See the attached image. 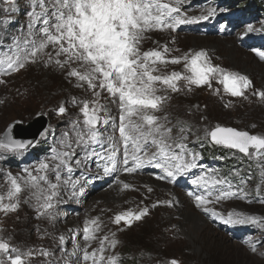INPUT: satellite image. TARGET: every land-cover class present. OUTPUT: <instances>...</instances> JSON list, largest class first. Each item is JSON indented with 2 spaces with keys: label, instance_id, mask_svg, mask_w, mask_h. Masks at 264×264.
<instances>
[{
  "label": "snow or ice",
  "instance_id": "6c2138e0",
  "mask_svg": "<svg viewBox=\"0 0 264 264\" xmlns=\"http://www.w3.org/2000/svg\"><path fill=\"white\" fill-rule=\"evenodd\" d=\"M185 3L187 0H29L25 29L9 36L6 26L13 22L11 16L16 11L17 0H0V15L6 17L0 22L4 26L0 27V76L19 72L28 64L55 65L68 78H74L77 87L86 85L93 97L80 102L83 119L72 122L49 156L22 169L20 174H3L7 187L0 193V213L15 212L22 193L26 192L23 202L32 204L37 217L54 222L57 207L68 190L71 197L83 192V183L73 178L74 171L94 157L103 162L97 167L106 176L121 170L132 174L151 166L162 173L155 178L167 183H175L198 167L199 154L185 142L190 126L174 125L167 115H157L164 111L169 94L190 92L194 87H207L219 94V89H213L215 81L228 96L244 99L253 85L247 76L213 64L204 50L176 56L171 53L179 49H172L168 44L142 50L147 33H175L183 25L198 24L216 15L217 10L210 7L198 16H190L183 7ZM254 31H264V28L247 25L241 39ZM252 51L264 61V50ZM181 64L183 71L162 72L160 68ZM104 93L107 97L102 103ZM253 95L264 101V91ZM112 104L117 106L118 122L111 116ZM64 113L65 107L60 106L57 114ZM110 121L111 134L106 127ZM205 136L215 145L237 150L260 162V178L264 181V136L220 126L205 129ZM33 146V141L14 138L11 126L0 136V156L21 155ZM191 183L202 189L194 195L195 207L214 220L264 231V219L255 215L229 212L225 216L209 207L223 200L244 199L247 195L244 188L233 190L230 181L208 172L198 175ZM129 187L127 183L123 185V189ZM147 191L151 193L153 189L149 187ZM256 191L260 195V184ZM260 202L264 203V198ZM157 205L173 207L174 201H157L153 207ZM146 215L147 208L126 210L116 214L112 223L130 227L133 221H140ZM103 227L99 217L85 219L83 247L77 240L81 230L70 229L73 243L70 252L64 251L66 238L61 235L59 244L64 264H119V256L111 252L118 244L116 234L98 235ZM93 242H98V247L92 248ZM256 243H249L253 252L257 250ZM40 254L51 255L47 250H41ZM33 256V250L21 251L0 238V264L5 261L28 264ZM170 264L178 262L173 259Z\"/></svg>",
  "mask_w": 264,
  "mask_h": 264
},
{
  "label": "rangeland",
  "instance_id": "374dc122",
  "mask_svg": "<svg viewBox=\"0 0 264 264\" xmlns=\"http://www.w3.org/2000/svg\"><path fill=\"white\" fill-rule=\"evenodd\" d=\"M183 7L190 16H198L210 7L217 11L213 18L183 25L175 33H147L142 50L156 48L158 44L179 49L171 53L173 56L204 50L213 64L247 76L253 87L244 99L228 96L222 85L215 81L213 89H219V94L207 87L169 94L164 111L157 115H167L174 125L190 126L185 142L200 156L198 167L175 183L157 180L155 177L162 173L151 166L132 174L121 170L106 176L102 168L97 167L103 162L94 157L85 160L74 171L73 178L83 183V192L71 197L68 190L57 207L54 222L38 218L32 204L23 202L27 193H22L15 212L0 213V238L21 251L33 250L34 256L28 264H64L59 237L65 236L64 251L70 252L73 243L69 230L80 229L77 240L83 247V223L85 219L95 217H99L104 226L98 235L115 232L118 244L111 252L119 256V264H170L173 259L178 264H264V231L254 226L225 225L214 220L195 207L194 195L200 194L202 189L191 183L205 172L223 177L231 182L233 190L242 187L247 195L244 199L223 200L209 207L225 216L229 212H238L264 219V203L260 202L264 198L260 162L236 150L215 145L205 136V129L216 126L264 136V101L253 95L256 91H264V61L252 51L264 50V31L248 33L241 39L247 25L264 28V0H187ZM28 10L29 0H17L16 11L11 16L13 22L6 26L9 36L25 29ZM5 18L0 15V22ZM221 25H224L223 29ZM0 27L4 26L0 24ZM160 68L162 72L183 71L182 64ZM0 80L5 81L0 83V136L13 123L25 125L39 115L48 121L46 129L27 152L0 156V185H3L0 193H3L7 187L3 174H20L22 169L49 156L62 134L70 130L72 122L83 119L80 102L93 97L86 85L77 87L75 79L68 78L55 65L28 64L19 72L0 76ZM106 97L107 93H104L102 103L106 102ZM60 106L65 107L63 115L57 114ZM110 108L111 116L118 122L117 106L112 104ZM106 127L111 134V121ZM173 135H176L175 130ZM79 155L82 157L83 153ZM125 183L130 185L128 189H123ZM257 184L261 186L260 195H257ZM149 187L153 189L151 193L147 191ZM167 200H173L174 206L153 207L157 201ZM144 208L148 209V215L133 221L130 227L112 223L116 214ZM196 217L202 220L200 229L188 224L181 230L182 225ZM250 242H257L256 252L251 251ZM96 247L98 242H93L92 248ZM41 250H47L51 255L44 257Z\"/></svg>",
  "mask_w": 264,
  "mask_h": 264
},
{
  "label": "water",
  "instance_id": "95a60500",
  "mask_svg": "<svg viewBox=\"0 0 264 264\" xmlns=\"http://www.w3.org/2000/svg\"><path fill=\"white\" fill-rule=\"evenodd\" d=\"M47 123H48V121H47L46 117L43 115H39V116H36L30 123H27L25 125H23L21 123L11 124L10 125L11 126V134L14 136V138L20 139L22 141H33L35 144L37 142L39 136L46 129ZM210 142H211V140H210ZM237 152H239V151H237ZM240 154H243V153H240Z\"/></svg>",
  "mask_w": 264,
  "mask_h": 264
},
{
  "label": "bare ground",
  "instance_id": "6f19581e",
  "mask_svg": "<svg viewBox=\"0 0 264 264\" xmlns=\"http://www.w3.org/2000/svg\"><path fill=\"white\" fill-rule=\"evenodd\" d=\"M201 222H202V220L199 217H196L195 219H190L188 222H186L184 225L181 226L182 227L181 230H183L185 226H188V224H190L194 229L198 230V229H200L198 226Z\"/></svg>",
  "mask_w": 264,
  "mask_h": 264
},
{
  "label": "trees",
  "instance_id": "16d2710c",
  "mask_svg": "<svg viewBox=\"0 0 264 264\" xmlns=\"http://www.w3.org/2000/svg\"><path fill=\"white\" fill-rule=\"evenodd\" d=\"M263 11V10H262ZM264 12V11H263Z\"/></svg>",
  "mask_w": 264,
  "mask_h": 264
}]
</instances>
